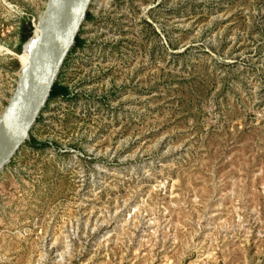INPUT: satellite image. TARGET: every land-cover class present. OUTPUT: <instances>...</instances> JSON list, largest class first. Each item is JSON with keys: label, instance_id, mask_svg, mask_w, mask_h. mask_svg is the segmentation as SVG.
<instances>
[{"label": "rangeland", "instance_id": "374dc122", "mask_svg": "<svg viewBox=\"0 0 264 264\" xmlns=\"http://www.w3.org/2000/svg\"><path fill=\"white\" fill-rule=\"evenodd\" d=\"M46 3L0 0V115ZM88 14L0 174V264H264V0Z\"/></svg>", "mask_w": 264, "mask_h": 264}, {"label": "water", "instance_id": "95a60500", "mask_svg": "<svg viewBox=\"0 0 264 264\" xmlns=\"http://www.w3.org/2000/svg\"><path fill=\"white\" fill-rule=\"evenodd\" d=\"M91 2L47 0L27 61L21 64L16 87L0 115V174L29 140L76 44Z\"/></svg>", "mask_w": 264, "mask_h": 264}, {"label": "trees", "instance_id": "16d2710c", "mask_svg": "<svg viewBox=\"0 0 264 264\" xmlns=\"http://www.w3.org/2000/svg\"><path fill=\"white\" fill-rule=\"evenodd\" d=\"M89 17H90L89 14H87L86 19L89 18ZM23 25H24V24L22 23V26H21L22 29L24 28ZM29 34H30V28L27 30V33L25 34L24 37H22L21 40L24 41V39H26V37H27ZM82 44H83V41H81V40L79 39V37H77V39H76V44H75V46L73 47L72 50H74L76 47L81 46ZM18 51H19V48H18ZM67 93H68L67 88L64 87V86H62V85H60V84H58V83L56 82V83L54 84V86H53V89H52V92H51L50 99H52V98H56V97H59V96H65ZM50 99H49V100H50ZM25 145H30L31 147H34V148H41V147H44L45 144L38 142L35 138L31 137V135H30V138H29L28 141H26Z\"/></svg>", "mask_w": 264, "mask_h": 264}, {"label": "bare ground", "instance_id": "6f19581e", "mask_svg": "<svg viewBox=\"0 0 264 264\" xmlns=\"http://www.w3.org/2000/svg\"><path fill=\"white\" fill-rule=\"evenodd\" d=\"M37 28L35 29L34 32V36L32 38H30L24 45V49H23V53L20 55V61L22 65H25L26 61H27V56H28V52H29V48L31 46V42L33 41V38L36 36L37 34Z\"/></svg>", "mask_w": 264, "mask_h": 264}]
</instances>
